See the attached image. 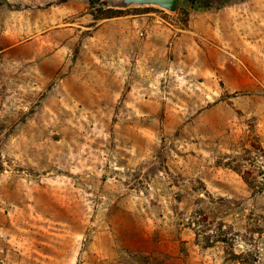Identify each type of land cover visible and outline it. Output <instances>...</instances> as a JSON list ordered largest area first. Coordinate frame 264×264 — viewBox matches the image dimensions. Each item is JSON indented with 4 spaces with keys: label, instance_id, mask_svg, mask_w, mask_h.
<instances>
[{
    "label": "rangeland",
    "instance_id": "rangeland-1",
    "mask_svg": "<svg viewBox=\"0 0 264 264\" xmlns=\"http://www.w3.org/2000/svg\"><path fill=\"white\" fill-rule=\"evenodd\" d=\"M191 1L0 0L1 264L264 261V0Z\"/></svg>",
    "mask_w": 264,
    "mask_h": 264
},
{
    "label": "crops",
    "instance_id": "crops-1",
    "mask_svg": "<svg viewBox=\"0 0 264 264\" xmlns=\"http://www.w3.org/2000/svg\"><path fill=\"white\" fill-rule=\"evenodd\" d=\"M208 1H210V0H208ZM212 2H213V4L210 3V4H212L210 9L214 10V12L211 13L213 15L212 20L214 21V19H216L217 24H220L219 23L220 18L222 17V19H225L226 17H228L227 14H228V12L233 11L232 10L233 7H231L232 5L230 7H225L227 3H221V0H212ZM180 5H183L182 7H184L185 11H187L189 14L188 15L189 16L188 21H187V23H188L187 27L188 28L185 30L186 34L184 36H180L177 40L174 39V41H173L174 49H176V46L179 43L185 42L187 44L189 41H190V43L192 41H194L193 37L199 36L200 35L199 30H200V28H203V27H205L206 31L203 30L202 35H205V32H206V34L208 35V36H206V38L210 39V41H215V38H218V39L222 38L224 42L232 40L231 36H230L231 32H229L230 30L228 31L229 28L224 29V30H219V26L217 25L219 33L218 34L215 33V31H214L215 26L208 23V19L210 18L208 15V12L202 13L201 11H198L200 9L199 6L196 7V9H195V6H194L195 4L193 3V5H191L186 0H183V4H182V1L179 0L178 7H180ZM193 6H194V8H193ZM255 6H256V7H254L255 11H257L258 8H259V11L261 10L260 4H259L258 8H257V4ZM205 15H207V16H205ZM137 16H139V15H136L134 17H137ZM140 16H142V15H140ZM225 21L226 20H223L222 23ZM131 22H134V21H131ZM214 22H216V21H214ZM128 23H129V20H128ZM224 26L225 25L222 24V27H224ZM207 30H209V33H211V34H208ZM220 42H221V40H220ZM20 43H22V42L11 45L8 47V49L15 48L18 45H20ZM189 47L190 46H187V49Z\"/></svg>",
    "mask_w": 264,
    "mask_h": 264
},
{
    "label": "trees",
    "instance_id": "trees-1",
    "mask_svg": "<svg viewBox=\"0 0 264 264\" xmlns=\"http://www.w3.org/2000/svg\"><path fill=\"white\" fill-rule=\"evenodd\" d=\"M98 0H88L89 6L94 7V5ZM189 4L193 5V1L186 0ZM153 8H132L131 10H150ZM130 10V9H129ZM126 10H116L111 8H98L96 12L93 14V20H106L118 17L125 13ZM184 15V18L182 16L181 21L182 23H187V17L188 13L182 12ZM209 238V237H208ZM207 238L206 242H209V239ZM218 241L225 243L227 246L224 248V253L226 255V260L229 262H236L239 264H264V261L259 258V255L257 252H254V250H245L244 252H241L239 254L234 253L233 245L231 244L232 241L225 238V236L218 235ZM208 245V244H207ZM261 261V262H260ZM1 264V263H0Z\"/></svg>",
    "mask_w": 264,
    "mask_h": 264
},
{
    "label": "water",
    "instance_id": "water-1",
    "mask_svg": "<svg viewBox=\"0 0 264 264\" xmlns=\"http://www.w3.org/2000/svg\"><path fill=\"white\" fill-rule=\"evenodd\" d=\"M179 0H114L112 9L127 10L130 8L154 7L169 13H175Z\"/></svg>",
    "mask_w": 264,
    "mask_h": 264
}]
</instances>
